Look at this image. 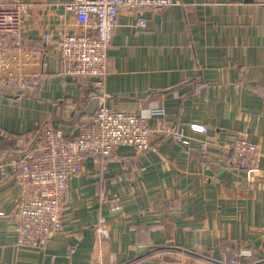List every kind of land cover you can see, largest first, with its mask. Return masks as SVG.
I'll list each match as a JSON object with an SVG mask.
<instances>
[{
  "label": "crops",
  "instance_id": "obj_1",
  "mask_svg": "<svg viewBox=\"0 0 264 264\" xmlns=\"http://www.w3.org/2000/svg\"><path fill=\"white\" fill-rule=\"evenodd\" d=\"M20 1L23 46L35 51L23 73L40 83L0 90V161L35 147L46 126L76 134L89 117L76 113L97 95L91 80L61 75L58 37L78 31L65 14L70 0ZM175 1L144 27L123 9L107 54L103 101L160 127L153 148L89 158L68 181L61 230L43 247L18 244L21 186L0 170V264H228L234 251L237 264H264V0ZM176 127L188 145L170 136ZM240 136L260 148L250 174L226 161Z\"/></svg>",
  "mask_w": 264,
  "mask_h": 264
},
{
  "label": "built area",
  "instance_id": "obj_2",
  "mask_svg": "<svg viewBox=\"0 0 264 264\" xmlns=\"http://www.w3.org/2000/svg\"><path fill=\"white\" fill-rule=\"evenodd\" d=\"M175 3V0H70L65 3V14L72 18L78 31L64 32L58 37L61 75L91 80L98 105L91 116L78 122L76 134L46 126L41 129L40 141L35 147L24 154L7 155L0 161L2 178H12L21 186L15 209L18 244L43 247L61 230L60 203L67 193L68 181L81 172L89 158L109 160L125 146L138 151L153 148L151 136L154 130L160 132V127L153 129L147 116L109 108L103 101L104 80L110 70L107 54L123 9L132 14L139 27H144L147 14H159ZM25 16V3L0 0V90L4 93H27L40 83V74L23 73L35 55L34 50L23 46ZM43 39L48 41L51 36L44 35ZM163 113L160 108L150 114ZM189 128L202 133L206 141L211 139L205 126L190 124ZM170 136L183 145L189 143L182 127L170 129ZM200 149L205 150V146L202 144ZM259 156V145L240 136L229 146L226 161L250 174L256 171ZM7 164L12 166V172L5 169ZM99 234L104 237L107 232L100 227ZM239 256V251H234L228 264H237ZM93 264L105 263L97 259Z\"/></svg>",
  "mask_w": 264,
  "mask_h": 264
},
{
  "label": "water",
  "instance_id": "obj_3",
  "mask_svg": "<svg viewBox=\"0 0 264 264\" xmlns=\"http://www.w3.org/2000/svg\"><path fill=\"white\" fill-rule=\"evenodd\" d=\"M97 105H98V98H97V96H94L90 100V102L86 108H84L81 111H79L78 113H76L75 121L81 119V117L85 116V115L91 116L93 114L94 110L96 109ZM140 251L142 252V251H144V249L142 248V249H140Z\"/></svg>",
  "mask_w": 264,
  "mask_h": 264
}]
</instances>
